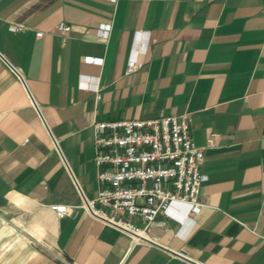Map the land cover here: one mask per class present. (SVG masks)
<instances>
[{
    "label": "crops",
    "instance_id": "crops-1",
    "mask_svg": "<svg viewBox=\"0 0 264 264\" xmlns=\"http://www.w3.org/2000/svg\"><path fill=\"white\" fill-rule=\"evenodd\" d=\"M183 113L204 205L133 244L82 207L100 188L93 125ZM0 209L33 239L23 264H264V0H0Z\"/></svg>",
    "mask_w": 264,
    "mask_h": 264
},
{
    "label": "built area",
    "instance_id": "built-area-1",
    "mask_svg": "<svg viewBox=\"0 0 264 264\" xmlns=\"http://www.w3.org/2000/svg\"><path fill=\"white\" fill-rule=\"evenodd\" d=\"M111 26L102 24L99 35L107 38ZM27 28L24 22L9 23L11 31ZM71 28L61 22L56 31L65 35ZM36 34L42 36L43 31ZM141 44L145 46L146 42ZM90 60L101 62L98 57ZM144 63L133 52L127 71L134 72ZM188 117L183 113L95 121L94 159L100 188L96 197L83 200L82 207L92 217L129 234L133 244L153 241L151 232L159 215L181 224L194 219L204 205L200 191L209 177L201 168L205 146L193 140ZM212 141L211 136L208 145ZM175 204L185 205V210L175 214ZM51 207L59 216L69 212L65 203H53Z\"/></svg>",
    "mask_w": 264,
    "mask_h": 264
},
{
    "label": "rangeland",
    "instance_id": "rangeland-1",
    "mask_svg": "<svg viewBox=\"0 0 264 264\" xmlns=\"http://www.w3.org/2000/svg\"><path fill=\"white\" fill-rule=\"evenodd\" d=\"M16 223L9 213L0 209V264H23L33 247V239Z\"/></svg>",
    "mask_w": 264,
    "mask_h": 264
}]
</instances>
